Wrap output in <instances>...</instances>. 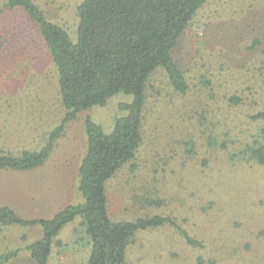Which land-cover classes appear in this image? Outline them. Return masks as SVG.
<instances>
[{
	"label": "rangeland",
	"instance_id": "1",
	"mask_svg": "<svg viewBox=\"0 0 264 264\" xmlns=\"http://www.w3.org/2000/svg\"><path fill=\"white\" fill-rule=\"evenodd\" d=\"M33 1L77 38L83 0ZM174 58L188 92L177 93L164 69L156 71L147 91L144 142L136 159L107 183L112 220H170L136 233L128 263L264 264V165L247 152L264 126L251 119L264 110V0H209ZM132 101L118 94L106 106L80 112L43 167L0 169V209L36 221L83 204L86 123L91 119L110 134L115 120L126 115L120 105ZM66 115L58 68L41 31L24 12L3 10L0 157L41 153ZM81 221L63 229V247H54L49 264L88 263L91 241L77 240L83 238ZM184 233L200 244H189ZM42 236L41 225L0 223V264H36L27 248Z\"/></svg>",
	"mask_w": 264,
	"mask_h": 264
},
{
	"label": "trees",
	"instance_id": "2",
	"mask_svg": "<svg viewBox=\"0 0 264 264\" xmlns=\"http://www.w3.org/2000/svg\"><path fill=\"white\" fill-rule=\"evenodd\" d=\"M2 2L1 13L20 10L41 31L58 68L67 115L41 153L0 157L1 170L30 171L44 166L66 126L80 112L106 106L118 94L132 96L133 101L120 105L126 115L115 120L110 134L91 119L86 123L88 151L80 168L83 204L66 208L52 220L36 221L22 220L4 207L0 209V223L41 225L42 239L31 244L28 251L36 264H49L54 247H63L59 239L63 229L81 218L83 238L77 234V240L86 238L92 245L87 264H129L127 250L136 233L162 227L170 220H112L107 183L125 164L136 159L144 142L147 91L156 71L164 69L177 93L188 92L187 78L174 58V51L209 0H83L78 7L75 39L65 27L48 20L33 0ZM251 119L264 122V110ZM247 152L264 165V126L252 135ZM184 234L189 244H200Z\"/></svg>",
	"mask_w": 264,
	"mask_h": 264
},
{
	"label": "crops",
	"instance_id": "3",
	"mask_svg": "<svg viewBox=\"0 0 264 264\" xmlns=\"http://www.w3.org/2000/svg\"><path fill=\"white\" fill-rule=\"evenodd\" d=\"M42 167H43V166H42ZM34 170H37V169H34ZM30 171H31V170H30ZM37 241H38V240H37ZM30 245H31V244H30ZM30 245H29V246H30ZM29 246H28V247H29ZM27 250H28V248H27Z\"/></svg>",
	"mask_w": 264,
	"mask_h": 264
}]
</instances>
